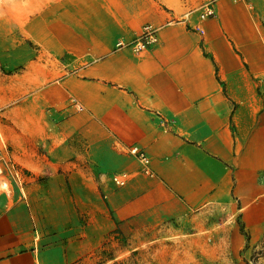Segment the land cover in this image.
Listing matches in <instances>:
<instances>
[{"label":"crops","instance_id":"crops-1","mask_svg":"<svg viewBox=\"0 0 264 264\" xmlns=\"http://www.w3.org/2000/svg\"><path fill=\"white\" fill-rule=\"evenodd\" d=\"M78 8L63 12L67 24L53 19L59 24L51 37L34 28L44 49L93 59L59 94V105L72 112L45 132L51 141L42 144L53 159L68 150L78 161L106 166L128 153L139 164L131 149L143 150L155 177L143 174L139 164L148 189L133 186L131 204H125L131 208L117 217L134 231L142 220L184 219L233 197L242 207L256 202L264 211V0H219L216 15L201 24L204 35L195 30L197 10L182 21L192 10L180 16L166 12L167 18L150 0H109L105 12L98 9L90 17ZM88 19L96 23L86 25ZM145 25L160 29L157 45L141 54L116 48ZM34 29L27 27L28 34ZM71 165L73 194H93L98 187L89 169ZM55 176L46 186L51 198L68 193L62 175ZM143 195L155 201L142 205ZM2 198L0 264H52L59 250L44 246L50 236L67 235L66 229L39 227L43 218L24 195L11 207ZM69 206L63 202L60 211Z\"/></svg>","mask_w":264,"mask_h":264},{"label":"rangeland","instance_id":"rangeland-1","mask_svg":"<svg viewBox=\"0 0 264 264\" xmlns=\"http://www.w3.org/2000/svg\"><path fill=\"white\" fill-rule=\"evenodd\" d=\"M108 1H0V166L6 170L5 181L13 183L11 195L2 201L11 207L24 201V195L34 202L36 216L43 218L39 227L48 229L52 225L66 229L67 235L50 236V244L44 246L55 245L59 250V255L50 258L52 264H264V211L258 203L242 207L239 199L233 197L227 205L193 211L184 219L152 224L142 220L141 228L134 231L131 224L117 219L130 207L133 186L148 189V180L140 174L133 157L125 153L101 166L85 159L78 161L68 150H61L58 158L53 159L50 150L42 144L51 141L45 135L46 130L58 126V121H64L72 112L70 107L59 105V94L67 89L65 82L93 59L89 56L76 59L73 53L56 54L44 49L36 41L35 29L51 37L58 22L67 24L63 15L66 9L80 6L78 9L84 11V16L90 17L98 9L105 12ZM205 2L150 0L158 13L167 18L166 12L180 16L188 10L201 9ZM84 22L96 23L90 19ZM27 27L35 28L30 35ZM65 30L62 27L61 33ZM75 43V47H85ZM74 142L82 152L79 139ZM59 160L61 165H57ZM72 163L89 169L98 187L93 194H73L75 182L71 181L68 170L74 169ZM13 171L19 173L15 180ZM58 172L68 193L51 198L46 195V186ZM121 173L133 178L123 190L112 181ZM38 185L41 189L37 190ZM148 199L143 195L141 204ZM154 201L151 198L146 204ZM63 202L70 205L66 213L60 211Z\"/></svg>","mask_w":264,"mask_h":264},{"label":"built area","instance_id":"built-area-1","mask_svg":"<svg viewBox=\"0 0 264 264\" xmlns=\"http://www.w3.org/2000/svg\"><path fill=\"white\" fill-rule=\"evenodd\" d=\"M216 2L217 0H206L202 5L201 9L197 10L199 16V23L196 26L195 30L200 32L202 35L205 34V31L202 29L201 24L210 20L216 15ZM193 11H190L186 14L185 18L182 21H186L192 16ZM179 22V21H177ZM159 28L154 25H145L141 32L131 41L120 40L116 44V48L119 50L122 49H131L136 54H141L147 52L151 47L159 43ZM79 110H83V107L77 106ZM131 154L137 158L141 166V172L147 177L154 178L155 173L152 170V164L150 158L146 153L135 147L131 149ZM10 171V170H9ZM5 168L0 166V198L3 196L9 197L13 191L12 182L5 181ZM12 178L15 180V177H19L18 172H11ZM130 175L127 173L115 175L112 179L113 183L118 187H125L130 181ZM6 186H8L6 188Z\"/></svg>","mask_w":264,"mask_h":264},{"label":"bare ground","instance_id":"bare-ground-1","mask_svg":"<svg viewBox=\"0 0 264 264\" xmlns=\"http://www.w3.org/2000/svg\"><path fill=\"white\" fill-rule=\"evenodd\" d=\"M1 1V0H0ZM8 186H6V188H7Z\"/></svg>","mask_w":264,"mask_h":264}]
</instances>
